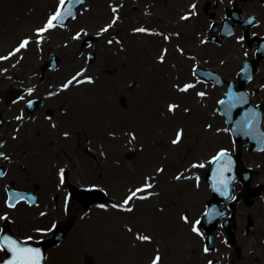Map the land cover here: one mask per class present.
<instances>
[{"label":"rangeland","instance_id":"374dc122","mask_svg":"<svg viewBox=\"0 0 264 264\" xmlns=\"http://www.w3.org/2000/svg\"><path fill=\"white\" fill-rule=\"evenodd\" d=\"M118 1H121L123 8H118ZM59 2L60 0H0V72L11 69L10 72H6L7 76L12 74L27 76L29 73L42 76L47 72L50 76L44 79L43 86L40 79L21 80L22 86L34 87L32 95L35 97L48 96L50 99L60 95V99L65 101L57 103V99L48 100V104L44 105L41 116L44 117L43 121L47 122V137L53 141L55 151L49 148L41 155L35 154L38 157L33 163L38 168L37 173L49 174L51 171L54 172L55 178L50 179L44 188L35 187L34 183L37 182L30 179L23 184L20 178L15 179L18 188L38 190L42 202L46 200L50 203L56 202L55 194H63L66 191L64 187L58 189L60 175L57 174L59 168L64 167V160L70 157L76 161L80 158L84 163H90V167L93 165L92 174L84 173L85 171L78 173L79 166L73 161L75 168L68 169L71 182H102L101 184L110 190V196L116 195L115 197L122 198L129 193L130 187L139 185L141 182H150L148 178L151 179L153 174L156 179L167 181L174 172L186 165L191 154L196 158L207 160L219 144L220 147L231 146L230 135L224 131L227 124L222 116L219 117V124L213 122V127L206 126V121L212 120L214 113H217V98L224 89L200 83L194 79L191 71L194 64L209 63L224 75L233 76L234 68L240 66L242 59L247 56H245L247 46L241 45V42L234 39H226L217 45H206L207 49H217L216 53H212L205 52V49L202 50L203 47H198L204 45L199 40L201 37L197 35L199 32L197 29L193 32L194 36H191L195 40L191 37H189L190 41L184 40L182 35L174 37L177 36L172 34L175 30L182 32L180 0H87L74 20L66 26H58L49 31L48 36L42 41L38 38L39 43L42 44L35 48L32 62L28 61L30 54L25 56L27 53L17 52V45L22 38L34 34L36 28L46 24L47 18L56 12ZM173 3L174 8H172ZM138 7L140 9H137ZM257 8L258 12L264 11V8ZM120 9L123 12L130 10V13H133L132 22L127 27H125V20L129 14L124 17L118 16L117 12H120ZM137 10L141 12V16L135 13ZM112 18L117 19L115 30L112 28L114 35L102 30L103 25ZM188 25L191 29L194 28L191 22ZM138 26L145 31L134 32ZM79 32L94 34L98 36V41L90 49L85 50L78 39ZM175 44H183L186 51L178 53ZM12 47H14L15 55L10 57L8 53ZM68 51L79 58V64L66 65L64 57ZM91 51L96 52L97 57L89 63L87 52ZM53 52L58 54L60 66L58 69L51 70L44 64ZM184 57H187L188 63L182 68L178 67L182 66L179 62H184ZM225 60H227L226 63ZM83 66H86L84 72L91 76L95 75L96 80H76L67 93L63 91L57 94L59 85L77 68ZM181 72L186 76H182ZM104 78L107 79L102 83ZM262 80L263 75L258 74L250 84V90L255 99L264 96V88L258 93L260 89L256 87ZM154 81L157 82L154 83ZM186 81L195 83L192 87L193 91L191 89L185 93H178L175 89H169H172L175 82L184 84ZM5 82L12 84L16 81L12 79ZM162 82H164L165 91L159 87ZM147 88L158 93L159 96L155 97L146 90ZM199 93L204 95L201 96ZM2 102L0 100V104H3ZM62 103L69 114L71 106L77 104L79 117H74L68 122L66 121L68 114L65 115L60 110L56 113L59 128L53 130L51 125L53 126L55 118L52 115L51 120L47 119L51 117L48 115L50 114L48 110L51 107L59 110L58 104ZM170 103L178 105L177 113L185 115L186 121L177 122L173 111L167 107ZM218 125L220 131L216 135L214 129ZM177 133H181V141L174 144L172 140ZM30 141L31 138L27 137L23 145H28ZM59 142L61 145L59 144L56 150V144ZM45 146H47L46 142H44ZM99 146L106 158L99 155ZM87 147L94 150V153L92 152L94 155L87 151ZM202 147L204 149H201ZM20 153L21 165H24V169L20 164L16 168L25 172L28 168V157L25 156V149H22ZM44 157L48 158L47 162ZM97 159L103 164L102 168L95 164ZM12 172L13 170H10L9 174L11 175ZM154 182H156L155 179ZM170 187L168 192L164 191L165 189L162 190L163 197L159 196L161 199L158 198L156 202L149 201L142 205L138 202V208L148 206L146 216H140V213L138 215L135 211L123 213V218L120 219L122 213L108 212V216L104 215L103 221L111 224L110 232L91 231L92 239L83 248L70 246L75 238L78 239L77 232L84 228L82 223L79 224L77 221L78 227L71 231L67 238L68 243L49 250L48 264H84L87 253L95 255L96 264H149L157 253L161 255L159 264H188L185 257L183 259L181 256L182 254H179L182 260L177 259L178 244L180 243L183 247L186 240H190L185 236L184 229L179 226L180 222L175 219L178 216V209L174 212L166 211V208L172 209L179 206L177 196H171L180 188L179 183L171 184ZM165 192L169 195L167 199L169 203L164 199ZM57 204L61 202L57 201ZM22 208L24 207L19 210H23ZM100 214L98 212L92 215L88 220V229L92 227ZM167 214L170 215L167 216ZM54 216L53 214L49 217L52 220ZM108 218L113 222H109ZM50 219L46 221L47 225L51 222ZM69 220H74V215ZM122 224L124 227L121 226ZM129 224L138 229L139 233L124 229ZM122 232L127 236H124ZM87 235L82 233L85 238ZM140 236H148L150 239L141 240Z\"/></svg>","mask_w":264,"mask_h":264},{"label":"bare ground","instance_id":"6f19581e","mask_svg":"<svg viewBox=\"0 0 264 264\" xmlns=\"http://www.w3.org/2000/svg\"><path fill=\"white\" fill-rule=\"evenodd\" d=\"M102 7H104V5ZM172 8H174V3L172 5ZM137 9H140V7H138ZM130 12H131L130 10H128V11L126 10V12L124 11V12H121L120 13L122 16H125V15H128L129 14L127 20H125V27H127L132 22V19H133V13H130ZM135 13H137L138 16H141V12L139 10L135 11ZM191 36H192V34L189 31L188 32H185L184 34H182V38L184 40H187V41H190L189 40V37H191ZM207 48H205L206 52L216 53V51H217L216 48H212V49H207ZM30 49H31V52L29 53L30 54V57L27 60L30 61V62H32V57L35 56V54H34V51L35 50H34V47H31ZM64 59L66 60L65 62H67L66 65L72 64L71 66H75V65L79 64L78 62L80 61L79 58H77L76 56H74L71 51L70 52L68 51L65 54ZM46 74H47L46 77H49L50 76L48 73H46ZM78 77H81L82 78V75H79ZM28 79L29 78L27 77L26 80H28ZM30 79H31V77H30ZM106 79L105 78L102 79V83ZM93 80H96V78H93ZM165 80H164V82H165ZM157 81H160V79H157ZM157 81H154V83H156ZM162 81H163V79H162ZM164 82H162L160 84L158 83L160 89L163 90V91H165V89H164ZM146 90L149 91L151 94H153L155 97H156V95L159 96L158 93H156V92H154V91H152V90H150L148 88ZM94 96H96V95H94ZM83 100H85V97L84 96H83ZM58 102L60 103V102H65V101H64V99L58 98ZM78 107L79 106L77 104L71 106V112H70V114L66 118L67 121H71L74 117L75 118L76 117L77 118L79 117ZM60 117L61 116H59V118ZM43 119H44L43 116H39V119L37 118L35 121L28 122L27 120H25L23 125H25L27 122L28 123L25 125V128L23 129V133H22L21 138L18 141H16V142H14V140H12V139H8L7 142H8V146L10 148L8 150L15 149L16 150L15 156H19L20 155V151L22 149H27L28 148L27 146H24L23 145V143H24V137L25 136H28V137L31 138V145H30V148L28 149V151H30L31 148L33 149V153L29 156V163H30V165H29L28 170L25 171V173L20 172V171L17 170L15 176L14 175L9 176L10 179H12V180L13 179H17V178H23L24 179V176H26L28 178H35V181L36 182H39L40 179H45V176L43 175V173L42 172L37 173V169L33 166V163H34L35 158L38 157V156H33V154L39 153V155H41V154H43V152L48 151L49 148L52 151H55V148H54V146L52 144L53 141H51L47 137V130H46L47 129V122L46 121H43ZM13 125H14L13 122H11L10 124L6 123L5 124V128H4V132L5 133L2 132V134H3L2 136L9 135L8 132L10 133L9 130L12 128ZM44 142H46V144H47V146H45V147H44ZM59 144L61 145V142H59L58 144H56V150H58ZM201 149H204V147H202ZM3 150L7 151L6 148H4ZM44 158H45L44 160H46V162H47V159L48 158L47 157H44ZM195 158L196 157L193 154H191V156L188 157V161H191V159L194 160ZM41 160H42V158H41ZM9 162H15V157L13 156V158L11 159V161H7V164ZM47 164H49V163H47ZM80 168H81V171L82 172L85 171L84 173L91 174L90 173V170H92V166L90 167L89 164L82 163L81 162V167ZM75 209H76V207H74V210ZM109 219L110 218H108V220ZM109 222H113V220L111 219V220H109ZM88 225L89 224H87V226ZM87 226L85 227V232L88 234V239H92L91 231H96V230L101 231V230H104L106 233H109L110 232L111 224H109L108 222L102 221L99 218H97L96 219V222H93L92 227L90 229H88ZM122 234L124 236H127L123 232H122ZM86 245L87 244L84 241H81L80 242V248L83 247V246H86ZM202 257H203V255L200 254L198 251H196V255L194 256V258H195L194 263L196 264V263L200 262L202 260Z\"/></svg>","mask_w":264,"mask_h":264},{"label":"snow or ice","instance_id":"6c2138e0","mask_svg":"<svg viewBox=\"0 0 264 264\" xmlns=\"http://www.w3.org/2000/svg\"><path fill=\"white\" fill-rule=\"evenodd\" d=\"M65 2V0H60V4L63 5ZM62 18V13L61 11H57L55 15L51 16L48 20L47 25L45 26V28L39 29V32H44L49 28L54 27V21H59ZM187 18V17H185ZM107 29H105L106 31ZM138 31H145V29L141 28L138 29ZM111 42V41H110ZM28 44V41L25 40L20 44V48H24L26 45ZM17 51H19V48L17 49ZM161 59H163V57H161ZM77 75H80L79 73ZM89 81L91 78H88ZM76 80V77H73L72 80H69L63 87L67 88L70 84H72V82ZM194 87V85L192 84H187L184 86L183 89H181V91H187L189 88ZM29 91L31 92V89H29ZM199 95L203 96L204 93H199ZM31 103V102H30ZM175 106L170 105L169 106V110L172 111L174 110ZM19 119V117H18ZM249 126H251V122H249ZM181 138V133H177V138L176 140L173 141V143H178L179 140ZM0 155H2V153H0ZM221 156L224 155V153L220 154ZM2 174V173H0ZM63 169H61V178L63 180ZM152 185L151 184H145L143 189H137L136 191H133L125 200H124V205H128L129 202L131 200H133L136 196H137V192L143 191L147 188H151ZM9 199L11 201H13L12 203H9V207H15V202L18 201L19 199H23V196L17 194V193H12L11 196L9 197ZM101 207H103V205H101ZM126 210L131 211V208H127ZM43 215V213L41 214ZM197 223H199V221H197ZM193 231H198L197 228H193ZM4 242L5 244L9 247V249L11 250V252L13 253V259L11 261L8 262V264H40L41 259H42V255L39 249L37 248H31V247H22L21 244L14 239H11L9 237H4ZM29 240L31 239V237L28 238ZM139 239L141 240H149L150 237L148 236H140ZM209 251V249L207 247H205V252ZM161 260L160 256H156L155 259L153 260V264H159V261ZM209 264H212V261H209Z\"/></svg>","mask_w":264,"mask_h":264},{"label":"water","instance_id":"95a60500","mask_svg":"<svg viewBox=\"0 0 264 264\" xmlns=\"http://www.w3.org/2000/svg\"><path fill=\"white\" fill-rule=\"evenodd\" d=\"M88 264H91V261L89 260Z\"/></svg>","mask_w":264,"mask_h":264},{"label":"flooded vegetation","instance_id":"af4514ba","mask_svg":"<svg viewBox=\"0 0 264 264\" xmlns=\"http://www.w3.org/2000/svg\"><path fill=\"white\" fill-rule=\"evenodd\" d=\"M263 250V249H262Z\"/></svg>","mask_w":264,"mask_h":264}]
</instances>
